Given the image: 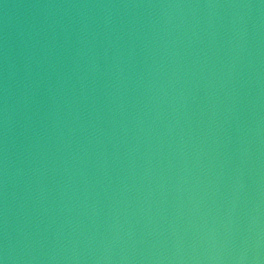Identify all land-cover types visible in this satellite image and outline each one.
<instances>
[{
	"label": "water",
	"instance_id": "1",
	"mask_svg": "<svg viewBox=\"0 0 264 264\" xmlns=\"http://www.w3.org/2000/svg\"><path fill=\"white\" fill-rule=\"evenodd\" d=\"M4 264H264V0H0Z\"/></svg>",
	"mask_w": 264,
	"mask_h": 264
},
{
	"label": "clouds",
	"instance_id": "2",
	"mask_svg": "<svg viewBox=\"0 0 264 264\" xmlns=\"http://www.w3.org/2000/svg\"><path fill=\"white\" fill-rule=\"evenodd\" d=\"M0 264H4V260L0 259Z\"/></svg>",
	"mask_w": 264,
	"mask_h": 264
}]
</instances>
